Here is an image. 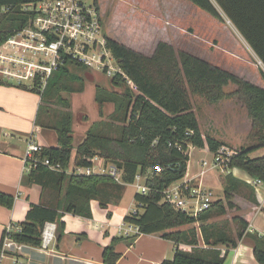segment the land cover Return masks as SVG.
Returning <instances> with one entry per match:
<instances>
[{"label":"trees","instance_id":"obj_1","mask_svg":"<svg viewBox=\"0 0 264 264\" xmlns=\"http://www.w3.org/2000/svg\"><path fill=\"white\" fill-rule=\"evenodd\" d=\"M39 1L0 0V45L34 17L35 13L26 11L24 5ZM189 1L218 20L229 19L264 64V0ZM95 2L98 5V0ZM106 37L107 46L134 86L122 74L112 76V89L97 86L96 101L103 119L91 125L79 146L73 145L71 101L62 92L83 90L84 78L72 72L69 65L86 66L68 61L52 73L42 92L39 81L34 87L18 84L41 94L43 104L36 123L52 127L58 134L59 145L44 146L37 155L60 163L65 169L91 164L86 158L99 155L116 164L127 183H134L138 174L154 168L145 182L150 192L136 193L137 212L126 216L125 221L138 227L137 234L129 238V245L140 234L151 233H160L175 242L174 258L161 264H225L230 249L237 247L243 238L253 240L255 257L264 264V234L250 231L246 216L233 214L225 220H210L214 214L221 216L240 210L243 200L257 204L253 185L228 173L224 198L215 200L198 216L164 200V191L185 177L191 146L208 147L217 153L227 145L224 140L205 133L207 126L195 105L197 97L208 105L232 103L241 109L240 115L247 113L252 124L251 144L236 150L226 166L227 169L240 167L264 182V156L250 155L264 146V87L191 52L177 50L166 41H160L154 53L148 55ZM261 74L264 79V68ZM0 83L6 81L0 78ZM231 85L234 88L229 90ZM51 101L57 107H52ZM106 102L115 105L109 116H105ZM233 121L231 115L229 123ZM26 179L42 186L43 200L31 207L21 223L22 230L15 232L14 237L32 245L41 243V232L48 221L57 223V239L61 240L66 212L93 217L91 201L99 194L100 185L116 182L106 173L68 174L42 164L28 171ZM15 199L14 195L0 190V204L12 208ZM123 239L114 237L104 248L105 264H117L121 254L116 251V244Z\"/></svg>","mask_w":264,"mask_h":264},{"label":"crops","instance_id":"obj_2","mask_svg":"<svg viewBox=\"0 0 264 264\" xmlns=\"http://www.w3.org/2000/svg\"><path fill=\"white\" fill-rule=\"evenodd\" d=\"M155 1L160 2L157 3V6H160L159 8L163 13L168 11L164 7V3L167 0ZM173 1L188 3V5L190 4L198 7L189 0ZM227 21L236 29V32L244 43L243 44L242 41H238L237 39L239 44L245 50L251 51L254 57L262 63L261 65H263L264 68L263 62L259 59L242 34L229 19H227ZM69 69L84 78L83 90L62 92L63 97L71 101L73 112V145L77 147L86 139L91 125L102 120L103 116L99 111V115L96 119L84 124L82 122L89 116L83 109L80 111V114L83 116L81 115L79 118L80 120L75 125L76 117L75 111H73L75 110L74 97L86 91L87 76L85 72L92 68L71 64L69 65ZM18 84L19 83L15 81H6V83L3 84L0 83V190L14 195L16 198L12 208L0 204V246L6 226L11 223H23L31 207L34 204L41 203L43 200L42 186L38 183L27 182L26 179L28 171L23 157L28 147L29 139L33 138L43 146L54 147L59 145L56 129L39 126L36 123L39 107L43 104L41 94L21 88ZM258 85L264 87V83ZM97 86L101 85H96V95ZM107 89L112 88L107 87ZM65 93L68 94V96L65 95ZM26 95H31L30 104L27 103ZM50 104L52 107H57L52 101ZM114 109L115 105L113 102H106L105 116L112 114ZM44 117L47 118V115L44 114ZM234 118L236 121H238L239 118H243V120L237 124V129L238 127L242 129L241 134L246 135L250 133L252 124L246 112L239 116L236 115ZM204 131L205 133L208 132L224 140V142L227 141L225 140V134L212 126V124H210L208 128L205 127ZM76 135L78 137H76ZM249 144H251V142L244 147ZM224 147L229 149L228 144L224 145ZM193 148L196 149L199 147ZM199 149L205 152L204 154L206 155H213L210 154L213 152H211L208 147ZM250 155L251 157L264 156V146L254 150ZM203 159L205 158L197 160L196 162V164H200L201 169L193 171L194 166L190 158L185 177L177 181V183H180L186 178H192L194 183H203L208 189L213 191L215 200L222 199L225 195V177L228 173H232L240 180L253 185L256 189L258 203L253 204L243 200L242 204H240L242 206L241 209L234 214H242L250 220V231H257L264 234V183L256 185L254 183L256 178L237 166L232 169H223L220 166L211 164L203 166ZM96 162L107 169L114 164L111 161H107L105 158H99ZM218 169H221L223 173L219 172ZM202 170H205L206 173L214 171L216 177L219 179V184L221 183L220 186H212L209 183V179L206 181L204 175L206 176L207 174L205 173L203 176L200 175ZM96 172H98V170ZM219 173H221V175ZM122 174L123 171L121 170V175ZM115 181L118 182H107L100 185L99 194L91 201L93 217H83L69 212L64 214L62 220L65 222V231L62 239H57L54 244L58 252L56 256L32 251L29 264H105L103 262V251L106 246L111 244L114 237H124L122 241L116 244V251L121 254L117 264H161L164 260L173 259L176 252V244L174 241L162 237L160 233L140 234L135 242L129 245V238L137 234L138 231L136 228L137 226L125 221V217L132 214L137 208V186L135 182L127 183L123 181L122 176L120 180ZM141 182L146 181L143 180ZM126 198L130 199L129 202H126ZM200 242L203 243L201 236ZM225 264H261L255 257L253 240L250 238H243L237 247L231 248Z\"/></svg>","mask_w":264,"mask_h":264},{"label":"built area","instance_id":"obj_3","mask_svg":"<svg viewBox=\"0 0 264 264\" xmlns=\"http://www.w3.org/2000/svg\"><path fill=\"white\" fill-rule=\"evenodd\" d=\"M26 11H33L30 23L15 31L0 45V78L15 81L34 87L39 81V90L44 91L52 73L68 61L78 62L87 67L103 69L109 76L122 74L134 86L133 81L117 63L111 49L107 46L104 33L103 15L95 0H40L24 5ZM195 147V146H191ZM44 146L33 138L23 160L27 171L42 164L51 170L68 174H110L115 180L121 179V169L112 164L109 169L96 162L99 155L86 158L91 164L63 168L60 163H53L49 158H40L37 154ZM236 150L222 147L213 153V162L202 160L203 166L209 164L227 169V161ZM98 170V172H96ZM157 170H161L158 167ZM206 173L202 170L201 176ZM142 175L135 180L137 192L148 194L150 187L141 182ZM256 185L263 184L262 179L254 180ZM164 200L193 216L208 210L215 196L213 191L203 183H194L186 178L164 191ZM137 212V209L133 211ZM137 231H138V227ZM22 230L21 224H8L0 246V264H29L32 251L46 255L58 254L54 244L57 240L58 225L56 222L45 223L41 232V243L32 245L14 237L15 232Z\"/></svg>","mask_w":264,"mask_h":264},{"label":"rangeland","instance_id":"obj_4","mask_svg":"<svg viewBox=\"0 0 264 264\" xmlns=\"http://www.w3.org/2000/svg\"><path fill=\"white\" fill-rule=\"evenodd\" d=\"M86 1L93 2L94 0ZM157 3L160 2L155 0H98V7L103 15L105 35L148 55L154 53L160 41H166L173 44L177 50H186L205 58L255 84L264 83L261 74L262 63L254 57L251 51L245 50L239 44L238 41L242 39L229 21L223 22L194 5L173 0H167L164 3L168 11L163 13ZM91 68L85 72L86 91L74 97L75 110L73 111L77 118V121L75 118V125L80 120L82 115L80 111L83 109L89 116L82 122L84 124L96 119L99 115L98 103L95 100L96 85L112 88V76H109L103 69ZM233 88L234 85L228 87L229 90ZM65 95L68 96L66 93ZM25 97L27 103L30 104L31 95ZM195 105L196 108H200L198 111L200 119L207 128L212 124L225 134L229 150H238L251 142L250 133L241 134V127L237 129L238 122L243 118H239L238 121L234 118L233 123H229L231 115L232 117L240 115L238 110L240 112L241 109L235 107L234 104L223 102L218 105H208L203 99L197 97ZM225 111L229 112L225 113ZM189 153L194 166L193 171L201 169L200 164H196L197 160L205 158L210 163L213 162V155H206L199 148L190 147ZM153 171L154 168H149L140 180L146 181ZM218 171L222 172L221 169ZM206 174L204 175L206 181L209 179L212 186H220L221 183L219 184L214 171ZM129 200L126 198V202ZM235 212L238 211H231L221 216L214 214L210 220H225L227 217H232Z\"/></svg>","mask_w":264,"mask_h":264}]
</instances>
